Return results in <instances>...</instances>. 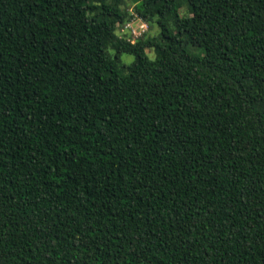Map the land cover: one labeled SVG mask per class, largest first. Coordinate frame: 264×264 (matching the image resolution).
<instances>
[{
    "label": "trees",
    "instance_id": "16d2710c",
    "mask_svg": "<svg viewBox=\"0 0 264 264\" xmlns=\"http://www.w3.org/2000/svg\"><path fill=\"white\" fill-rule=\"evenodd\" d=\"M0 264H264V0H0Z\"/></svg>",
    "mask_w": 264,
    "mask_h": 264
},
{
    "label": "built area",
    "instance_id": "2783aa9c",
    "mask_svg": "<svg viewBox=\"0 0 264 264\" xmlns=\"http://www.w3.org/2000/svg\"><path fill=\"white\" fill-rule=\"evenodd\" d=\"M148 32V25L142 19L134 17L121 26L119 37L127 36L129 39H137Z\"/></svg>",
    "mask_w": 264,
    "mask_h": 264
},
{
    "label": "rangeland",
    "instance_id": "374dc122",
    "mask_svg": "<svg viewBox=\"0 0 264 264\" xmlns=\"http://www.w3.org/2000/svg\"><path fill=\"white\" fill-rule=\"evenodd\" d=\"M184 11H185V9L183 10V13H184ZM149 35H156L157 34V28L155 27V26H152V27H149L148 26V32H147ZM147 55H148V57H151L152 59H154V54L153 53H147ZM122 57H126V58H130V60L128 61V62H125V60L124 59H122V61L124 62V63H126V64H128V63H130V62H132V57H130V56H126V55H124V56H122Z\"/></svg>",
    "mask_w": 264,
    "mask_h": 264
},
{
    "label": "clouds",
    "instance_id": "9594fccd",
    "mask_svg": "<svg viewBox=\"0 0 264 264\" xmlns=\"http://www.w3.org/2000/svg\"><path fill=\"white\" fill-rule=\"evenodd\" d=\"M137 7H139L140 6V4L139 3H137V5H136ZM122 59H124L125 60V62H128L129 60H130V58H126V57H122ZM149 59L151 60L152 58L151 57H149Z\"/></svg>",
    "mask_w": 264,
    "mask_h": 264
}]
</instances>
